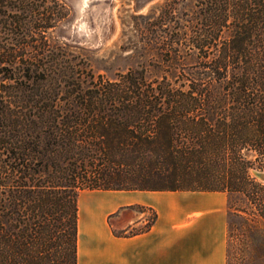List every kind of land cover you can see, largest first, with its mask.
I'll return each mask as SVG.
<instances>
[{
    "label": "trees",
    "instance_id": "trees-1",
    "mask_svg": "<svg viewBox=\"0 0 264 264\" xmlns=\"http://www.w3.org/2000/svg\"><path fill=\"white\" fill-rule=\"evenodd\" d=\"M197 5L199 62L111 80L45 40L40 0H0V264H78L84 189H260L264 0Z\"/></svg>",
    "mask_w": 264,
    "mask_h": 264
},
{
    "label": "rangeland",
    "instance_id": "rangeland-1",
    "mask_svg": "<svg viewBox=\"0 0 264 264\" xmlns=\"http://www.w3.org/2000/svg\"><path fill=\"white\" fill-rule=\"evenodd\" d=\"M42 10L55 18L44 37L52 46H67L96 75L115 79L129 70L147 69L148 76L170 75V63L194 66L198 52L191 47L190 28L200 18L197 0H40ZM79 6V7H78ZM49 15V14H48ZM2 64L0 62V68ZM250 169L252 177H255ZM261 170H264L261 169ZM260 189L228 192L230 202L228 264H264V182ZM124 191L84 189L79 195L82 223L98 199ZM227 192V191H226ZM81 197V200H80ZM102 203V202H101ZM117 213L121 211H116ZM151 218L154 212H148ZM133 210L113 218L116 230H136Z\"/></svg>",
    "mask_w": 264,
    "mask_h": 264
},
{
    "label": "crops",
    "instance_id": "crops-1",
    "mask_svg": "<svg viewBox=\"0 0 264 264\" xmlns=\"http://www.w3.org/2000/svg\"><path fill=\"white\" fill-rule=\"evenodd\" d=\"M97 201L85 223L79 213L78 264H228L226 191L133 190ZM124 210L136 212L138 229L114 228ZM148 212L156 219L146 228Z\"/></svg>",
    "mask_w": 264,
    "mask_h": 264
},
{
    "label": "water",
    "instance_id": "water-1",
    "mask_svg": "<svg viewBox=\"0 0 264 264\" xmlns=\"http://www.w3.org/2000/svg\"><path fill=\"white\" fill-rule=\"evenodd\" d=\"M253 175L264 182V170L261 169H252Z\"/></svg>",
    "mask_w": 264,
    "mask_h": 264
},
{
    "label": "bare ground",
    "instance_id": "bare-ground-1",
    "mask_svg": "<svg viewBox=\"0 0 264 264\" xmlns=\"http://www.w3.org/2000/svg\"><path fill=\"white\" fill-rule=\"evenodd\" d=\"M79 7V6H78Z\"/></svg>",
    "mask_w": 264,
    "mask_h": 264
}]
</instances>
